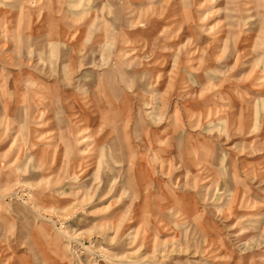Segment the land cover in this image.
<instances>
[{
    "label": "rangeland",
    "instance_id": "obj_1",
    "mask_svg": "<svg viewBox=\"0 0 264 264\" xmlns=\"http://www.w3.org/2000/svg\"><path fill=\"white\" fill-rule=\"evenodd\" d=\"M0 264H264V0H0Z\"/></svg>",
    "mask_w": 264,
    "mask_h": 264
}]
</instances>
